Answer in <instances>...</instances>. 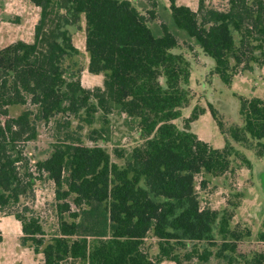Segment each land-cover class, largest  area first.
I'll return each instance as SVG.
<instances>
[{"label": "trees", "instance_id": "obj_1", "mask_svg": "<svg viewBox=\"0 0 264 264\" xmlns=\"http://www.w3.org/2000/svg\"><path fill=\"white\" fill-rule=\"evenodd\" d=\"M28 1L39 9L32 42L15 41L0 49V213L19 222L21 246L41 255L42 264H60V254L86 264H181L177 250L191 242L192 250L183 257L207 263L212 252L200 251L196 244L215 245L211 235L218 214L199 207L194 177L201 172L223 177L232 171L231 158L248 169L250 163L227 139L215 149L191 133L196 112L183 129L173 123L188 104L183 87L189 79L188 63L172 52L177 40L165 25L161 35L148 26L156 15V1L148 0L151 7L145 13L133 5L143 0ZM167 2L171 24L212 60L213 73L223 85L229 86L239 72H251L254 65L264 67V0H228L220 9L197 0L196 12L176 0ZM81 18L87 72L103 75L102 89L86 90L78 78L66 77L63 62L78 53L69 28L79 27ZM239 101L242 127L225 132L217 111L209 107L208 112L222 136L256 147L261 156L264 100ZM26 104L36 113L25 110L9 117L8 108ZM113 110L136 126L143 141L131 151L115 153L122 168L111 162L105 149L86 146L71 132L56 139L50 157L36 165L37 174L45 173L55 187L58 231L47 240L39 219L21 204L22 199H33L36 179L24 145L35 139L37 121L83 115V122L91 125L98 111ZM68 117L63 120L67 126ZM225 215L219 234L240 240V233L228 229L232 215ZM150 232L157 240L156 258L145 247ZM259 240L264 242V232ZM228 250L234 251L235 245L224 241L217 257L227 259ZM263 263L264 254L244 262Z\"/></svg>", "mask_w": 264, "mask_h": 264}, {"label": "rangeland", "instance_id": "obj_2", "mask_svg": "<svg viewBox=\"0 0 264 264\" xmlns=\"http://www.w3.org/2000/svg\"><path fill=\"white\" fill-rule=\"evenodd\" d=\"M227 2L228 0H206L205 6L220 9L226 6ZM148 3H150L148 0H143L133 2V5L141 13H145L151 7ZM176 4L196 12L198 2L197 0H176ZM155 14V18L148 22V26L155 35H161V28L165 25L177 40V47L172 52L182 55L188 63L189 79L183 86L188 91V104L182 109L181 118L173 123L179 129H183L185 120L196 112L199 114L198 120L190 123L191 133L198 139L203 137L214 147L223 146V140L227 139L233 148L243 154L250 163L248 169L237 158H231L232 171L227 172L223 177L213 178L201 172L194 177L193 182L199 207L216 211L218 214L217 221L212 226L211 235L215 245L209 247L206 241L196 244L198 250L208 249L212 252V257L205 264H244L255 255L264 254V242L259 240L260 233L264 232V152L258 156L256 147H243L232 142L227 134L221 136L215 122L211 119L208 108L211 107L217 111L225 132L231 127H242L238 113L239 100L240 98L264 100V67L254 65L251 72H239L232 78L231 84L225 86L213 73L212 60L203 54L192 39L171 24L169 13L162 4H157ZM38 17L39 9L28 0H0V49L15 41L31 43L33 28ZM78 26L69 28L72 44L78 53L64 60L66 77L78 78L81 87L86 90L102 89L103 75H92L87 72L89 58L84 47L83 18L80 19ZM25 110L36 113L35 107L26 104L8 108V115L16 118ZM67 117L58 115L48 122L37 121L36 137L26 143L23 149L29 161V170L36 179L33 199H22L21 204L27 206L39 219L47 240L55 236L58 231L55 187L45 173L37 174L36 165L50 157L56 139H61L64 134L70 132L73 139L80 135L84 145L89 147L97 145L105 149L110 155L111 162L119 168L123 167V161L116 158L115 153H122L123 150L131 151L143 142L136 126L115 110L109 114L98 111L91 125H86L83 122V115H78L68 117L70 125L67 126L63 124V120ZM203 183L204 186L201 185ZM140 185H143L142 180ZM69 201L71 202V199ZM16 210L12 209V212ZM225 213L226 218L232 215L228 221L229 232L240 233L242 235L240 240L233 239L230 234H219L220 221ZM67 216V214L63 215L69 222ZM247 232L250 233L249 236H245ZM0 235L2 237L0 264H42L41 255H34L29 248L21 246L20 224L12 216L0 213ZM224 241L235 245L234 251L228 250L224 253L227 259L217 257ZM193 244L195 243L185 242L186 249L177 250L181 264H198L194 259L186 260L183 257L185 252L192 250ZM145 247L150 257L156 258L157 240L151 232L145 239ZM58 257L60 264H86L83 259L74 260L61 254ZM160 264L173 263L162 261Z\"/></svg>", "mask_w": 264, "mask_h": 264}, {"label": "crops", "instance_id": "obj_3", "mask_svg": "<svg viewBox=\"0 0 264 264\" xmlns=\"http://www.w3.org/2000/svg\"><path fill=\"white\" fill-rule=\"evenodd\" d=\"M155 1V0H154ZM157 4H162L163 5V7H165V8H168V2H167V0H157V2H156ZM27 43V42H26ZM198 120V119H197ZM196 120V121H197ZM196 121H194V122H196ZM220 134V133H219ZM221 135V134H220ZM222 136V135H221ZM223 138V137H222ZM199 139L201 140V141H203V142H205V143H207V144H209L210 146H212L213 148H215V149H221L223 146H224V140H223V146H221V147H214L210 142H207L206 140H204V138L203 137H199Z\"/></svg>", "mask_w": 264, "mask_h": 264}]
</instances>
